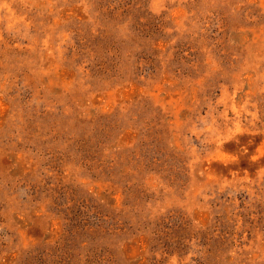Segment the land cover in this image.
Here are the masks:
<instances>
[{
	"label": "rangeland",
	"instance_id": "obj_1",
	"mask_svg": "<svg viewBox=\"0 0 264 264\" xmlns=\"http://www.w3.org/2000/svg\"><path fill=\"white\" fill-rule=\"evenodd\" d=\"M0 264H264V0H0Z\"/></svg>",
	"mask_w": 264,
	"mask_h": 264
}]
</instances>
